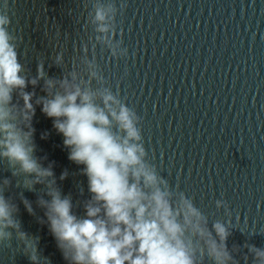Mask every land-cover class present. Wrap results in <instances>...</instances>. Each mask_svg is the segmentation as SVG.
<instances>
[{"label": "water", "instance_id": "obj_1", "mask_svg": "<svg viewBox=\"0 0 264 264\" xmlns=\"http://www.w3.org/2000/svg\"><path fill=\"white\" fill-rule=\"evenodd\" d=\"M114 3L119 9L115 39L127 48L126 56L112 57L100 45L92 48L91 0H0V14L10 18L18 59L30 76L42 63L49 76L59 77L78 63L87 45L106 85L140 117L147 159L210 221L231 220L227 245L239 246V264H245L246 242L264 247V0ZM58 52L63 65L54 63ZM41 84L25 90L35 99L45 95ZM32 126L35 155L44 158V166L52 163L62 195L71 197L73 211L82 216V202L90 195L83 165L68 159L62 135L38 105ZM5 176L11 173L0 161V177ZM17 179L11 178L4 195L17 204L23 230L38 237V250L50 264H66L39 219L43 210L36 199L43 186L30 192L18 187ZM21 192L32 202L33 214L21 202ZM217 199L227 202L230 217L216 209ZM0 264L30 261L10 242L0 245Z\"/></svg>", "mask_w": 264, "mask_h": 264}, {"label": "clouds", "instance_id": "obj_2", "mask_svg": "<svg viewBox=\"0 0 264 264\" xmlns=\"http://www.w3.org/2000/svg\"><path fill=\"white\" fill-rule=\"evenodd\" d=\"M118 11L114 0H91L87 15L95 33L92 48H107L112 57L128 52L115 39ZM9 25L7 13L0 14V161L11 173L0 177V245L15 242L30 264H50L38 250V237L23 230L17 204L4 195L11 178H20L16 185L30 192L43 186V195L36 199L43 210L39 219L47 224L66 264H239V246L227 245L231 220L210 221L150 163L140 117L106 85L95 57L87 55V45L78 63L59 77L49 76L42 63L30 76L18 59ZM53 60L63 65V53ZM41 81L45 95L34 99V92L25 89ZM37 105L62 135L68 159L83 165L90 195L82 202V216L73 211L71 197L62 195L52 163L44 166V158L35 155L32 120ZM66 176L64 171L60 179ZM19 195L33 214L32 202ZM215 207L231 216L224 199H217ZM243 247L245 264H264V247L247 242Z\"/></svg>", "mask_w": 264, "mask_h": 264}]
</instances>
